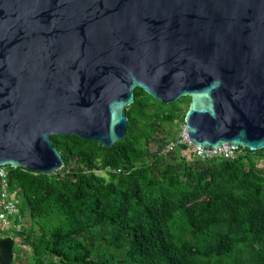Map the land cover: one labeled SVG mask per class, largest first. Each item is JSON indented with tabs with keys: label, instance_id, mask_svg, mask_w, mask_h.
<instances>
[{
	"label": "water",
	"instance_id": "1",
	"mask_svg": "<svg viewBox=\"0 0 264 264\" xmlns=\"http://www.w3.org/2000/svg\"><path fill=\"white\" fill-rule=\"evenodd\" d=\"M136 88L190 97L200 149H264V0H0V167L56 174L54 135L111 148Z\"/></svg>",
	"mask_w": 264,
	"mask_h": 264
},
{
	"label": "trees",
	"instance_id": "2",
	"mask_svg": "<svg viewBox=\"0 0 264 264\" xmlns=\"http://www.w3.org/2000/svg\"><path fill=\"white\" fill-rule=\"evenodd\" d=\"M190 105L136 88L111 148L54 135L56 174L7 166L21 229L0 239L15 234L29 264H264V149L241 147L233 160H190L186 145L163 153Z\"/></svg>",
	"mask_w": 264,
	"mask_h": 264
},
{
	"label": "built area",
	"instance_id": "3",
	"mask_svg": "<svg viewBox=\"0 0 264 264\" xmlns=\"http://www.w3.org/2000/svg\"><path fill=\"white\" fill-rule=\"evenodd\" d=\"M179 145H186L188 147L185 152L188 153V158L190 160L192 158H224L233 160L238 154V149L232 145L221 146L218 149H200L190 142L184 129L179 139L176 142L168 144L164 148L163 153H169ZM18 213L17 193L10 187L9 170L7 166H2L0 167V234H4L13 226L12 221ZM13 227L18 231L21 229L19 225H14Z\"/></svg>",
	"mask_w": 264,
	"mask_h": 264
},
{
	"label": "rangeland",
	"instance_id": "4",
	"mask_svg": "<svg viewBox=\"0 0 264 264\" xmlns=\"http://www.w3.org/2000/svg\"><path fill=\"white\" fill-rule=\"evenodd\" d=\"M178 123H180V122H178ZM184 127H185V125H181V124H180V126H177L176 127V131L177 132L181 131L180 136H181V134L183 132ZM184 154L187 155V156H189L187 152H184ZM5 235L6 236H9L12 240L15 241L17 253L20 256V263L21 264H27L28 263V260L31 258V254L29 253L28 247L21 245L20 244L21 242L19 241V238L16 237L15 234L10 233V232H7Z\"/></svg>",
	"mask_w": 264,
	"mask_h": 264
}]
</instances>
